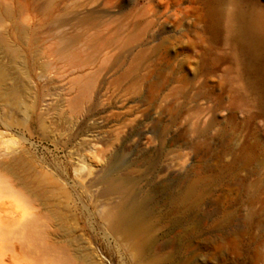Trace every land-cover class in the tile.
<instances>
[{"label": "rangeland", "instance_id": "1", "mask_svg": "<svg viewBox=\"0 0 264 264\" xmlns=\"http://www.w3.org/2000/svg\"><path fill=\"white\" fill-rule=\"evenodd\" d=\"M241 12L264 0H0V264H264ZM142 197L138 243L114 222Z\"/></svg>", "mask_w": 264, "mask_h": 264}, {"label": "bare ground", "instance_id": "2", "mask_svg": "<svg viewBox=\"0 0 264 264\" xmlns=\"http://www.w3.org/2000/svg\"><path fill=\"white\" fill-rule=\"evenodd\" d=\"M240 14H237L238 17L241 16L240 18H242V20H247V22L245 21L246 24L244 26L246 34L250 35L251 40L254 44L264 45V17L257 15L248 18V16H246L243 12H241ZM238 17L237 19H239ZM114 182L117 185H119L120 183V181L118 180ZM146 202V197L131 199L127 204H123V206L120 207V210L114 222L118 226H121L123 228V231L127 234L128 237L132 238L135 242L138 243L144 242L145 219L148 214L146 209ZM31 236L33 238H38L41 236V231L34 230ZM50 253L54 256V264H80L76 259L65 252L50 251Z\"/></svg>", "mask_w": 264, "mask_h": 264}]
</instances>
